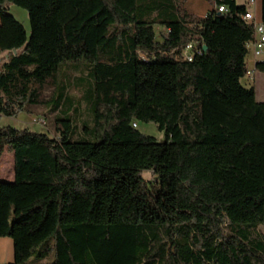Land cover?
<instances>
[{"label":"trees","instance_id":"trees-1","mask_svg":"<svg viewBox=\"0 0 264 264\" xmlns=\"http://www.w3.org/2000/svg\"><path fill=\"white\" fill-rule=\"evenodd\" d=\"M186 1L0 0V117L48 86L57 114L55 136L0 125L8 264H264V102L241 83L254 26L236 0L205 16ZM64 67L86 73L82 133Z\"/></svg>","mask_w":264,"mask_h":264},{"label":"rangeland","instance_id":"rangeland-1","mask_svg":"<svg viewBox=\"0 0 264 264\" xmlns=\"http://www.w3.org/2000/svg\"><path fill=\"white\" fill-rule=\"evenodd\" d=\"M237 1L244 2V0ZM189 5H192L191 1H189ZM8 7L9 8L7 12L13 15L24 26L26 36L29 38L30 22L26 10L14 4H9ZM155 30L158 35L162 31H164V29L159 26H156ZM247 67L253 68L250 61L247 63ZM85 74V72H81L80 70L64 67L62 72L58 76L59 84L61 82V79H63L64 82L71 83V86L69 87V96L74 102H79V104L77 103L79 105V116L77 117V122L79 125L80 133H82V124L85 122H89L90 116L88 113L87 105L81 101V91L75 89V86L73 84L75 78H79L80 75ZM253 81L256 83V99L264 100V73L254 70L252 78L248 79L244 76L241 80V83L245 87H251V85L253 86ZM54 93L55 92L51 86L46 87L42 92V98L40 103H38L37 105L25 107L24 110L19 112L14 117H0V125H8L17 129L27 128L30 131L37 133L45 132L51 136L57 135L55 125V116L57 114L56 111L50 112L48 106ZM137 129L145 135H149L156 138L158 141L164 140V133L159 131L156 125L152 122L146 123L137 121ZM13 171V154L4 150L3 153L0 155V181H11L13 179ZM141 175L145 179L152 178L151 173L147 170L142 171Z\"/></svg>","mask_w":264,"mask_h":264},{"label":"crops","instance_id":"crops-1","mask_svg":"<svg viewBox=\"0 0 264 264\" xmlns=\"http://www.w3.org/2000/svg\"><path fill=\"white\" fill-rule=\"evenodd\" d=\"M189 1L192 2V5H189ZM236 2L238 4L246 5L247 10L253 14L256 20L262 22L261 19L262 0H254V3L251 5L247 4V0H244V2H238L236 0ZM185 7L187 10H189L190 12H192L197 16H205L206 13L211 8V5L206 0H187L185 3ZM249 61L251 62L253 68L257 61H264V49L259 56H254L252 49H250L247 55V63ZM255 84L256 83L253 81V86L251 85L254 88V91H255ZM259 101L264 102V100H259ZM13 259H14V251H13L12 240L8 237H0V264L11 263L13 262Z\"/></svg>","mask_w":264,"mask_h":264},{"label":"built area","instance_id":"built-area-1","mask_svg":"<svg viewBox=\"0 0 264 264\" xmlns=\"http://www.w3.org/2000/svg\"><path fill=\"white\" fill-rule=\"evenodd\" d=\"M254 3V0H247V4L251 5ZM219 12L225 11V8L223 6H219L217 8ZM243 19L252 23L254 26V39L252 41H249L247 43L248 49H252L254 56H259L261 52L264 49V24L261 21L256 20V18L253 16V14L249 11H247ZM191 48V45H187V49ZM188 60H191V57L187 56ZM254 73V68H247L245 72V77L248 79H251ZM133 126H136V124H133Z\"/></svg>","mask_w":264,"mask_h":264}]
</instances>
